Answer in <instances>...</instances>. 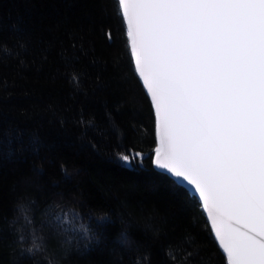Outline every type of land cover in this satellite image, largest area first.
I'll return each instance as SVG.
<instances>
[{
  "label": "trees",
  "instance_id": "obj_1",
  "mask_svg": "<svg viewBox=\"0 0 264 264\" xmlns=\"http://www.w3.org/2000/svg\"><path fill=\"white\" fill-rule=\"evenodd\" d=\"M118 7L0 0V264H227L197 198L148 159L156 117Z\"/></svg>",
  "mask_w": 264,
  "mask_h": 264
},
{
  "label": "snow or ice",
  "instance_id": "obj_2",
  "mask_svg": "<svg viewBox=\"0 0 264 264\" xmlns=\"http://www.w3.org/2000/svg\"><path fill=\"white\" fill-rule=\"evenodd\" d=\"M117 3L156 117L154 170L192 188L230 264H264V0ZM117 159L146 157L127 148ZM43 248L34 239L27 251Z\"/></svg>",
  "mask_w": 264,
  "mask_h": 264
},
{
  "label": "water",
  "instance_id": "obj_3",
  "mask_svg": "<svg viewBox=\"0 0 264 264\" xmlns=\"http://www.w3.org/2000/svg\"><path fill=\"white\" fill-rule=\"evenodd\" d=\"M131 57H132V53H131ZM135 68V67H134ZM136 71V69H135ZM142 79V77L139 78V80ZM143 87H145V85H143ZM155 129H156V135H157V128H156V125H155ZM157 147V145H156ZM155 147V148H156ZM177 184H179L180 186H183L184 188H186L188 190L189 193H191L192 195H194L193 191H192V188L186 186L185 184H183L181 181H175ZM195 196V195H194ZM202 208V207H201ZM203 211H204V214H205V217L206 219H211V217H209L208 215H206V213L208 212V209L207 208H203ZM210 230L212 231V233L216 230L215 226L214 225H210ZM214 239L216 240L217 237H214ZM220 247V246H219ZM225 255V254H224ZM226 257V256H225ZM227 259V258H226ZM227 264H230V261L227 259Z\"/></svg>",
  "mask_w": 264,
  "mask_h": 264
}]
</instances>
